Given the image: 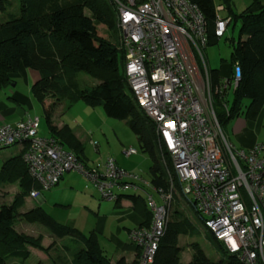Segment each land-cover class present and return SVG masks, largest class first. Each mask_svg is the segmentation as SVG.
<instances>
[{
  "label": "built area",
  "instance_id": "built-area-1",
  "mask_svg": "<svg viewBox=\"0 0 264 264\" xmlns=\"http://www.w3.org/2000/svg\"><path fill=\"white\" fill-rule=\"evenodd\" d=\"M111 1L125 74L136 102L156 125L180 182L182 201L193 206L226 253L223 260L211 264H264V144L249 150L234 146L213 105L214 94L228 96L232 87H238L239 64L214 86L205 56L208 21L189 0ZM224 11V6H215L218 40L231 22V17L221 16ZM39 128V118L0 125V148L21 146L29 175L43 191L56 187L73 171L89 178L106 200L116 201L128 190L144 191L152 224L133 230L130 238L140 249L139 264H155L176 203L174 186L169 192L157 189L112 158L102 171L87 168L57 139L41 137ZM124 153L131 157L136 150ZM30 195L40 196L35 189Z\"/></svg>",
  "mask_w": 264,
  "mask_h": 264
},
{
  "label": "trees",
  "instance_id": "trees-1",
  "mask_svg": "<svg viewBox=\"0 0 264 264\" xmlns=\"http://www.w3.org/2000/svg\"><path fill=\"white\" fill-rule=\"evenodd\" d=\"M189 1L199 6L208 21L209 46L218 44L219 40L214 33V0ZM221 1L228 9L231 21L241 22L239 39L237 42L232 41L230 58L232 73L236 64L241 69V79L234 90L232 106H229L225 95H213L215 113L221 127L226 128L237 117L257 120L264 114V0H252V4L237 15L232 9V0ZM13 3L14 0H0V18H6L0 21V91L15 82L13 76L21 66L47 72L48 77L33 86V96L45 108L51 137L72 151L87 168L84 145L73 130L67 125L61 129L53 125L55 110L63 104L69 110L77 102L83 101L92 108L102 107L110 118L126 121L138 139L141 152L152 161L151 184L165 192H169L173 185L176 190L175 201L179 205L183 196L180 182L171 159L160 144L155 123L139 108L128 84L124 52L118 45L99 35V25L118 31L113 2L18 0V14L8 13ZM86 10L91 16L85 14ZM81 72L100 83L83 90L77 81ZM210 73L214 86L220 83L222 78L219 71L212 70ZM23 152L22 149L19 155L7 159L0 171V185L19 183L21 188L13 203L4 204L0 208V264H11L13 260H20L24 264L31 256L29 248L48 254L53 248L43 245L42 235L35 237L19 232L16 229L19 218L29 224L44 226L57 239L69 237L82 242L84 248L74 254L73 264H112L111 259L104 254L96 233L85 235L75 228L61 225L41 207L20 213L32 190L40 189L29 175ZM125 197L135 204H143L146 227H150L153 216L146 201L136 195ZM195 231L194 223L177 207L161 240L155 264H182L180 238L192 236ZM209 232L212 240L223 249L213 233ZM126 248L136 252V258L131 264H139L140 249L135 244ZM191 250L193 258L189 264L213 263L198 243H192ZM116 264H127L126 259L121 258Z\"/></svg>",
  "mask_w": 264,
  "mask_h": 264
},
{
  "label": "rangeland",
  "instance_id": "rangeland-1",
  "mask_svg": "<svg viewBox=\"0 0 264 264\" xmlns=\"http://www.w3.org/2000/svg\"><path fill=\"white\" fill-rule=\"evenodd\" d=\"M235 7L234 11L236 14H241L247 6L250 4V0H234ZM216 6L221 4V0H214ZM18 0H14L13 6L8 9V13L18 14ZM85 14L91 16V13L86 10ZM1 16V14H0ZM6 16V15H5ZM4 18V16H2ZM4 18L3 20H5ZM0 18V21H3ZM117 17H115V24ZM99 35L109 39L115 45L120 47V34L115 29H109L104 25L98 26ZM240 33V22L230 24L226 35L221 38L218 44L209 46L205 50V56L209 71L221 70L222 64L231 65V54H232V41L235 39L237 42ZM77 81L80 87L84 89L93 88L100 82L94 78H91L85 73H79ZM18 90L25 92V87L20 84ZM234 87L231 88L228 96H225L229 106H232L234 100ZM248 103V102H247ZM34 109H30L27 106L25 111L26 116L39 117L41 120V126L39 129L40 136H48V124L45 117V108L41 103L36 102ZM61 107V106H60ZM58 107L54 113V120L59 122V119L71 123L76 132L81 136L84 141L85 154L87 156V165L90 169L103 170V166L108 159H114L118 165L128 171L135 172L141 176L145 181L150 182V166L151 159L148 155L143 154L140 150L139 142L136 135L132 132L131 128L126 121L110 118L106 115L102 107L92 108L87 106L83 101H79L77 104L71 107L69 110L65 108V111ZM62 107H65L63 104ZM262 126L259 133V139L264 142V114L260 118ZM74 120V121H73ZM225 134L229 138L231 143H235L232 136V124L227 128L223 127ZM133 147L137 150V154L128 158L125 155V150ZM19 146L14 145L9 148H0V169L3 162L8 156L16 155ZM71 175L75 176L76 180L74 183L69 184V188L66 193L55 197L51 193L57 191L60 187L54 188L53 190H44L41 194L47 200V202L40 203L36 199L34 206H43L47 212L51 213L56 220L62 224H68L70 221H76V223L85 229V234L89 235L97 227L98 208L101 209V215L112 216L117 209L115 208V201L103 199L94 183L87 178L83 173L78 171L70 172ZM69 175V173L67 174ZM64 182V181H63ZM62 182V183H63ZM19 187L17 185L4 186L5 191H11ZM20 190V189H19ZM132 190L125 191L124 194H133ZM142 194L146 200H148V194L138 192ZM149 195H154L157 201L159 198L148 189ZM56 198V199H55ZM65 202V206H56L55 202ZM13 201V196L9 193H5L0 197V208L3 204H10ZM27 203L20 209V213L31 210V204ZM174 203L171 216L175 209L182 211L185 217L189 218L195 225V233L191 236H183L180 238L179 253L180 262L182 264H189L193 258V251L191 250L192 243H198L204 250L206 255L214 262L223 260L226 257V253L223 249L212 240L211 233L205 227V225L197 218L194 211L191 209L186 202L181 201L179 205ZM171 219V217H170ZM109 225H113L112 231L118 227L116 221ZM108 225V226H109ZM16 229L21 232L32 236L42 235L43 245L46 247L53 246L51 252L45 253L38 249H32L30 258L24 264H73V257L76 252L84 248V244L79 241L72 240V238L66 237L64 239H57L52 236L48 229L39 224H29L21 218L16 223ZM109 231H106V235ZM102 245L105 247L107 255L116 262L122 256H130L125 251L118 250L114 243H107L102 239ZM20 263L19 260H15Z\"/></svg>",
  "mask_w": 264,
  "mask_h": 264
},
{
  "label": "crops",
  "instance_id": "crops-1",
  "mask_svg": "<svg viewBox=\"0 0 264 264\" xmlns=\"http://www.w3.org/2000/svg\"><path fill=\"white\" fill-rule=\"evenodd\" d=\"M251 4H252V0H250V4L247 6V8ZM218 6H224L225 7V11L221 13L222 17H224V18L231 17L229 15L228 9L222 3V1H221V4ZM234 7H235V1L232 0L233 11H234ZM233 22L236 24L240 21H237V20L231 21L227 27L225 35L228 31L230 24H232ZM240 28H241V22H240ZM231 41H236V40L233 38V39H231ZM218 71H219L220 77L222 79H225L232 74V65L222 64L221 70H218ZM47 77H48V73L45 71L28 69L25 66L20 67L19 72L13 76V79L15 82L12 85H10L7 88L0 91V125H16L20 122H25V121H28L30 119L39 118V117L26 116L27 112L25 111V107L27 106L30 109H34V107L36 106L35 104L38 101L33 96L32 88L37 82H39L40 80H43ZM20 84H22L25 87V92L18 90V87ZM38 103H40V102H38ZM60 108L62 109V111H65V107L61 106ZM262 115L257 120H250V119H247L245 116H240V117H237L234 120H232L227 125V127H228L230 124H232V136H233L234 141H235V143H232V144L234 146L241 148V149H244V150H249L257 144H264V142H261V140L259 139V133H260V129L262 126L260 118H262ZM39 120H40V118H39ZM53 125L59 129L63 128L65 125L69 126L73 130L77 139L84 145V148L86 147L81 136L76 132L74 126L71 123H67L61 119H59V122L57 123V120L56 119L54 120V118H53ZM40 126H41V120H40ZM48 131H49L48 136H41V137H50L51 133H50L49 127H48ZM130 148H133V147H130ZM133 149H135V148H133ZM21 151H22V147L19 146V149L17 150V154L12 155V156H8L7 159L19 155L21 153ZM136 154H137V150H136ZM136 154H134V155H136ZM84 157H85V163L87 164L88 159H87L86 154ZM128 158H130V157H128ZM4 162H3V164H4ZM3 164H2V166H3ZM117 165H118V163H117ZM88 168H89V166H88ZM1 169H2V167H1ZM1 169H0V171H1ZM130 173H135V172H130ZM67 174L63 177V179L61 180L59 185H57V187H60L61 185L62 186L57 191L51 193L52 196L58 197L64 193H66V190L69 188V184L74 183V181L76 180L75 176L71 175L70 172H69V175H67ZM150 182H151V180H150ZM12 185H17L20 190L15 187V189H13L11 191H5L4 186H7V185H0V197L5 195V193H9L13 196V201H14L15 197L21 192V188H20L19 183L12 184ZM54 188H56V187H54ZM54 188H52L51 190H53ZM35 190H37L39 192L40 196L37 198H32L31 195H29L25 200V205H27V203H30L32 205L31 210L38 208V207H41L56 222L60 223L61 225H65V226H68L71 228H75V229L79 230L80 232H82L83 234H85V229L80 227L76 223V221H70V223H68L67 225L62 224L61 222L56 220V218H54V216H52L51 213L47 212V210L43 206H36L35 207L34 206L35 200H31V199H36L40 203L47 202V200L41 194L43 192V190L41 188L40 189L36 188ZM142 192L145 193L144 191H142ZM126 195H136L137 197H141L146 201L145 197L139 193H133V194L121 193L119 195L118 199L115 201V208L117 209V211L114 214H112V216L109 217L105 214L101 215V213H100L101 209L98 208V213L96 214V216L98 218L97 227L92 232L97 234L100 246H101L104 254L109 259H111V258L107 255L106 249L102 245V239L105 240L107 243H114L118 250H122V251H125L128 254H130V256H122L121 258H125L126 263L131 264L134 262V260L136 258V252L129 249V248H126L127 246L134 244L130 238L131 232L135 229L145 228L147 218H146V214L144 213L143 204L142 203L135 204L131 199L125 197ZM13 201L11 203H13ZM55 201H58V200H55ZM10 204H8V205H10ZM55 205L61 207V206H65L66 204H65V202L58 201V202H55ZM31 210H29V211H31ZM29 211H27V212H29ZM27 212H23L22 214L27 213ZM114 221H116L118 223V227H116L114 229L115 233L112 231L113 225H109ZM146 228H148V227H146ZM107 230L109 231V233L107 234V236H105ZM92 232H90V233H92ZM85 235H87V234H85ZM32 249L33 248H29V250L31 251V254H32ZM121 258H119L118 260H120ZM111 261H112V259H111ZM116 262L112 261V264H116ZM11 264H22V262L20 261V263H18L15 260H13V261H11Z\"/></svg>",
  "mask_w": 264,
  "mask_h": 264
}]
</instances>
